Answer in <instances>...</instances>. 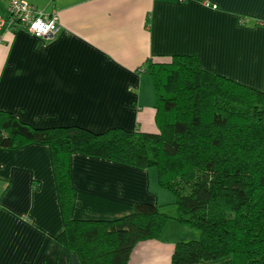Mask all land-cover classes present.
I'll use <instances>...</instances> for the list:
<instances>
[{"label":"crops","instance_id":"0c3cea01","mask_svg":"<svg viewBox=\"0 0 264 264\" xmlns=\"http://www.w3.org/2000/svg\"><path fill=\"white\" fill-rule=\"evenodd\" d=\"M24 1L58 20L51 40L36 38L10 24L0 0V111L32 128L153 132L150 59L194 56L204 70L264 92V0ZM70 179L74 220L119 219L141 202L175 214L162 210L160 198L172 199L151 169L76 153ZM62 229L49 146L0 149V264H79L56 241ZM190 231L168 222L127 264H170L174 245L195 239Z\"/></svg>","mask_w":264,"mask_h":264},{"label":"trees","instance_id":"16d2710c","mask_svg":"<svg viewBox=\"0 0 264 264\" xmlns=\"http://www.w3.org/2000/svg\"><path fill=\"white\" fill-rule=\"evenodd\" d=\"M15 25V24H13ZM17 26V25H16ZM154 131L36 129L0 111V149L48 145L63 218L56 241L79 264H127L139 242L170 221L200 233L174 245L170 264H264V92L204 70L194 56L150 59ZM156 169L174 216L137 203L115 220H74L73 154Z\"/></svg>","mask_w":264,"mask_h":264},{"label":"built area","instance_id":"2783aa9c","mask_svg":"<svg viewBox=\"0 0 264 264\" xmlns=\"http://www.w3.org/2000/svg\"><path fill=\"white\" fill-rule=\"evenodd\" d=\"M1 1L6 3L10 24H17L27 34L43 40H51L56 34L58 20L55 12L43 13L24 0Z\"/></svg>","mask_w":264,"mask_h":264},{"label":"rangeland","instance_id":"374dc122","mask_svg":"<svg viewBox=\"0 0 264 264\" xmlns=\"http://www.w3.org/2000/svg\"><path fill=\"white\" fill-rule=\"evenodd\" d=\"M145 68H147V65H145ZM146 71H147V69H146ZM146 75H147V78H149V80L151 81V79H150V76L148 75V71L146 72ZM152 84V83H151ZM153 87V86H152ZM152 90H153V88H152ZM153 93H154V91H153ZM154 97H155V94H154ZM153 172H156V169L155 168H150ZM165 193L167 192V191H164ZM166 194H169L170 196H171V199L172 200H170L169 202H166V201H163V199L162 198H160V204H162V205H164V206H162V210H166V211H168V210H170V208H172V207H174L173 205L171 206V205H168V204H171V203H173V201H174V198H173V196L169 193V192H167ZM168 201V200H167ZM168 203V204H167ZM174 209H175V207H174ZM166 214H168V213H166ZM172 215V214H171ZM191 232V234H194L195 235V239H192V238H187L186 240H184V241H182V242H186V241H190V240H197L198 238H199V235H200V233L199 232H197V231H190ZM162 234V233H161ZM160 234V235H161Z\"/></svg>","mask_w":264,"mask_h":264}]
</instances>
